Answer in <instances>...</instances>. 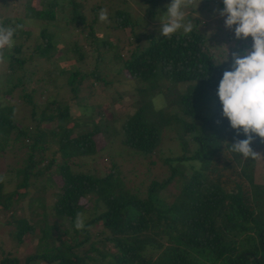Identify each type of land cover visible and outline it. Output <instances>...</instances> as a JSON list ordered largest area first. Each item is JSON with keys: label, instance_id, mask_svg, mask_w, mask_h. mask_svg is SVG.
Masks as SVG:
<instances>
[{"label": "trees", "instance_id": "trees-1", "mask_svg": "<svg viewBox=\"0 0 264 264\" xmlns=\"http://www.w3.org/2000/svg\"><path fill=\"white\" fill-rule=\"evenodd\" d=\"M161 1L156 0L151 6L155 7ZM57 2L47 1L46 7L41 9L26 5L28 15L40 20H37L39 27L34 43L26 54L20 43L5 50L0 93L9 96L14 88L19 87V96L32 122L19 124L14 106L0 105V150L11 141H18L20 145L25 143L30 149L23 166L15 172L14 189L4 194L3 181L0 182V211L9 210L12 203L27 194L31 179L46 172L44 180L48 181L41 188L55 189L53 214L61 221H69L73 231L81 233L83 239L79 242L62 239V235L67 234L66 229L54 237L52 230H57V224L43 223L37 242L41 249L38 248L25 262L84 264L87 254L81 259L72 248L89 238L86 228L95 222L109 233L104 241L110 242L113 249L109 253L110 264H264V183L252 184L253 158H243L223 146L224 141L233 143L246 137L242 132L237 134L230 128L228 120L222 117V107L216 95L222 73L232 63V53L242 52L251 43L239 39V44L228 51V60L216 65L224 52L214 51L217 44H211L204 30L196 27V18L190 16L193 28L188 34L181 30L169 39L149 33L145 37L146 44H136L126 58L112 52L111 59L136 82L134 90L138 95L146 94L148 100L143 103L144 106L152 105L149 99L155 94H161L166 100L164 108L155 109V116L159 119L143 120L141 107L126 117L120 128L123 146L143 154L151 164L154 149L160 143L161 127L172 118L184 119L179 123L177 136L182 153L162 162L165 165L164 172L160 174L162 177L153 176L146 182L145 194L141 196L131 193L112 171L99 176L89 171L72 170V166L77 165V157L94 154L92 138L97 134L95 125L92 129L74 134L72 128L65 127L64 123L52 129L42 126L43 122L51 123L55 118L64 122L67 117L66 108L59 111L58 107L50 104L52 101L45 102L38 110L42 106L37 104L40 92L28 81L30 69L36 66L35 60L49 58L53 48L45 29L54 20V9L59 5ZM4 3L1 0V4ZM67 3L71 5V16L66 21L71 25L78 24L82 31L84 18L76 10L74 1L68 0ZM61 7L64 8L63 5ZM2 8L3 5H0V12ZM158 11L155 8L156 14ZM112 17L115 24L111 28L128 27L136 40L133 35L135 22L130 20L127 12L115 10ZM19 22L14 23L17 25ZM88 27L91 28V24ZM18 30L26 38L28 32H23L21 28L16 30L14 37ZM85 33L93 40L90 30ZM100 46L112 51L115 47L103 40ZM64 48L68 49L65 45ZM77 51L80 53L81 49ZM62 70L65 84L73 94H76L77 84L82 79L96 77L94 71L86 75L78 70ZM179 84L183 87L179 88ZM12 131L14 136H10ZM52 143L56 145V151H50ZM253 143L264 148V142L254 134L251 147ZM37 151L39 157L35 153ZM184 161H188L186 167ZM234 175L249 181L251 201L244 194L243 185L232 180ZM174 177H177L181 187L167 203L156 189H162ZM226 186L235 189L227 191ZM44 189L39 191L44 192ZM95 194L98 198L91 199ZM83 199L91 205L92 211L88 212L91 218L85 220L82 230H78L75 227L76 213L87 209L80 203ZM35 200L42 206L39 197ZM9 222L15 224L12 234L17 240L33 232L32 225L24 217L15 218L12 215ZM15 262L13 258L0 260V264Z\"/></svg>", "mask_w": 264, "mask_h": 264}, {"label": "rangeland", "instance_id": "rangeland-1", "mask_svg": "<svg viewBox=\"0 0 264 264\" xmlns=\"http://www.w3.org/2000/svg\"><path fill=\"white\" fill-rule=\"evenodd\" d=\"M47 1L50 0H4L5 3L1 4L0 0V5H3L0 22L5 25L9 23V26L12 23L11 27H15L14 22L19 20L20 25H23L22 31L28 32L25 38L24 33H19L18 30L17 36L14 37L15 43L22 44L25 50L24 54L34 43L33 39L38 33V21L40 22L39 19L28 15L26 5L41 9L46 7ZM67 1L58 0L57 4L59 5L54 9V20L51 25L47 24L45 29L53 45L48 54L49 58L35 60L36 66L29 71L28 81L34 85L36 91L40 92L37 104L42 106L37 109L43 108V104L47 101H52L50 104L53 107H58L59 111L66 108L67 117L63 120L64 122L55 118L51 123L43 122L42 126L52 129L56 128V125L64 123L65 127L72 128L71 131L74 134L77 131L92 129L95 125L97 134L92 138L95 145L94 154L77 157V165L72 166V170L89 171L99 176H104L112 171L118 175L123 185L131 193L143 196L146 190L145 183H148L153 176H157L158 179L162 177L160 174L165 170V165L162 162L182 153L177 136L179 123L184 119L172 118L168 124L161 127L160 143L154 149L151 164L143 154L123 146L120 140V128L126 117L141 107L140 115L143 120L159 119L155 116L156 112L152 101L154 97L161 94L150 97L149 102L153 106L150 104L144 106L143 103L148 100L146 94L138 95L134 90L136 82L116 65L111 56L113 52L119 53L121 58H126L135 49L136 44L139 46L146 44V35L149 33L159 34L160 22L156 17L159 16V13L166 11L164 6L170 3V0H162L161 4H157L155 7L151 4L156 0H70L74 1L77 5L76 10L84 18L82 31L78 24L71 25L69 21H66L71 16L69 13L71 5ZM61 5L65 9L59 8ZM155 8H158V14H156ZM222 8V0H201L196 11L195 8L189 10L190 16L197 20L196 27L204 30L207 37H210L211 44L212 42L217 44L214 51H220V53L224 52L222 45L227 47L228 52L233 45L239 44V39L235 38L233 30L224 26V18L219 15ZM101 9H107V22L99 20ZM115 10L127 12L130 20L135 22L133 35L136 40L133 39L128 27L123 29L110 27L115 24L114 17H112ZM93 19L94 22H91ZM90 24L91 28L88 27ZM87 30L92 32L93 40L91 36L86 35L85 31ZM102 40L114 44V50H104V47L100 46ZM246 42L251 43V37L246 38ZM64 45L68 49L64 48ZM78 48L81 49L80 53L77 51ZM64 53L66 54L63 56ZM97 53L99 55L96 58ZM2 66L4 67L5 63L0 64V80ZM29 66L30 64L27 65V68ZM62 69H66L67 72L78 70L79 73L86 75L94 71L96 77L87 76L82 79L77 84L76 94H73L69 90V86L65 84L64 70ZM2 86L3 84L0 83V89ZM178 87L182 88L183 84H179ZM6 104L14 106L15 117L20 120L19 124L25 125L32 122L30 114L28 115L19 96V87L14 88L9 96L0 93V105ZM166 109L169 108L166 107ZM29 130L31 131V129ZM14 134L12 131L10 136H14ZM252 147L255 152L260 154L252 161V184L259 185L264 183V148L255 143L252 144ZM49 149L56 151V145L52 143ZM29 151L30 149L25 143L20 145L18 141H11V144L0 150V174L4 177L2 186L4 194L14 189L17 179L15 172L23 166ZM35 153L39 157V151ZM187 163L188 161H184L185 167ZM46 176L47 173L44 172L31 179V183L27 187V194L12 203L9 210L0 211V260L13 258L16 260L15 264H45L36 260L25 262V259L34 255L38 248L41 249V245L37 242L43 223L52 224L55 222L57 224V230H52L54 237L66 229L67 234H63L62 239L68 242L71 239L77 242L83 239L81 233L73 231L69 221H61L53 214L52 203L55 199V189L47 186L45 189L41 188L48 181L44 180ZM231 177L234 182H240L243 185L242 190L251 201L252 190L249 181L244 177L235 175ZM180 187L179 180L174 177L162 189H156V192L165 202L169 203L179 193ZM40 189H44V192L39 191ZM232 189L235 188L226 186L227 191ZM36 197L40 198L42 206H39L38 201L35 200ZM94 198H98L96 194L91 196V199ZM80 203L87 208L83 212L85 218H91V213H88L92 211L91 205L89 206L85 199L80 200ZM12 215L15 218L24 217L28 224L32 225L33 232H28L21 236L20 240H17L12 234L15 224L9 222ZM86 230L89 238L72 248V251L81 259L87 254V258L83 259L84 264L112 263L109 259V253L113 251L111 243L104 241L109 233L95 222L88 225ZM101 255L103 257H100Z\"/></svg>", "mask_w": 264, "mask_h": 264}, {"label": "clouds", "instance_id": "clouds-1", "mask_svg": "<svg viewBox=\"0 0 264 264\" xmlns=\"http://www.w3.org/2000/svg\"><path fill=\"white\" fill-rule=\"evenodd\" d=\"M201 0H170L164 7L166 11L156 17L160 22L159 34L171 37L183 31H192L193 20L190 19V9L195 11ZM223 8L219 15L224 18V26L234 32L236 39L251 37V46L242 52L232 53V63L228 70L222 73L216 95L222 107L221 115L229 122L231 129L237 134L242 132L246 137L233 143L223 142L227 150L239 154L243 158H255L259 153L250 146L253 134L264 142V0H222ZM99 20L108 21L107 9H101ZM15 27L6 26L0 22V64L6 62L5 50L15 46ZM224 55L216 65L228 60L227 47ZM154 108L159 111L166 106L164 97L153 98ZM4 179L0 176V182ZM85 215L76 213L75 227L82 230L85 227Z\"/></svg>", "mask_w": 264, "mask_h": 264}]
</instances>
